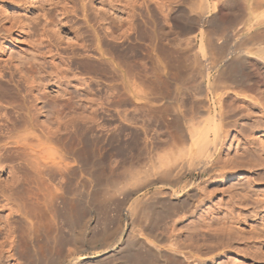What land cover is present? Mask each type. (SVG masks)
Wrapping results in <instances>:
<instances>
[{"label": "rangeland", "instance_id": "374dc122", "mask_svg": "<svg viewBox=\"0 0 264 264\" xmlns=\"http://www.w3.org/2000/svg\"><path fill=\"white\" fill-rule=\"evenodd\" d=\"M251 1L0 0L5 29L13 26L12 31L19 34L22 30L19 39L15 33L13 39L2 38L0 32V68L7 67L1 86H13L14 82H8V67L13 62H21L31 54H44L41 32L51 35L55 52L58 48L63 56H70L68 96L72 98L69 97L66 108L68 116L62 121L70 122L74 146L78 147L82 134L88 145L85 188L77 189L74 183L67 193L76 212L75 221L77 215L88 218L98 233L118 228L119 232L110 240L116 248L131 238L157 233L163 238V255L174 264H264V61L259 52L264 50V0ZM249 2L258 9L250 11L253 20L249 23L260 21L252 28L246 22L250 17ZM203 3L209 5L204 7L209 9L205 13ZM191 16L200 22H192ZM202 25L204 34L200 31ZM190 34H197V46L203 41L206 63H213L209 74L215 88L213 94L197 89V66L177 52L186 47L185 37ZM58 35L63 37L62 42L71 43L78 42L81 35L89 48L81 50L82 45L74 44L72 50H64L68 45L58 47ZM5 40L8 47H3ZM32 46L39 50L32 51ZM99 46L109 65L115 63L113 72L101 70ZM242 53L252 56L248 66L257 79L250 83L244 82L248 72L238 59ZM227 59L240 63L228 70L223 62ZM56 60L60 65V59ZM131 62L153 64L164 70L160 71V82L151 77L142 83L141 100H137L135 92L131 93ZM15 77L19 79V75ZM40 83V118L45 121L52 104L63 110V98L67 95L63 94L65 84L60 81L43 77ZM220 109L224 110V137L213 151L212 169L200 173L191 154L185 153L189 146L187 136L204 115L201 111L213 116ZM9 123L12 124L9 121L6 126ZM7 128L3 134L0 131V145L5 144L9 135L6 133L13 132ZM136 133L142 146L139 158L134 157ZM92 149H97L99 156L91 155ZM8 155H2V159ZM175 155L184 179L194 181L197 188L191 202L178 205L169 214L162 213V208L154 209L151 203L145 208L134 204L142 194L136 192L133 175H144L148 167L156 174L160 161ZM7 162L0 161V186L10 177L9 170L2 167ZM114 184L122 190L116 191ZM160 195L177 198L169 189ZM9 212L0 210L1 217ZM58 216L66 232L69 228L63 212ZM70 245L63 237L55 240L46 236L30 250L28 264H71L72 260L64 259L65 248H71ZM102 245L103 242L87 243L84 254L99 258L92 251ZM138 251L147 258L144 248ZM171 252L178 256L173 257ZM122 255L101 264H126L122 259L129 256ZM152 263L144 259V264Z\"/></svg>", "mask_w": 264, "mask_h": 264}, {"label": "bare ground", "instance_id": "6f19581e", "mask_svg": "<svg viewBox=\"0 0 264 264\" xmlns=\"http://www.w3.org/2000/svg\"><path fill=\"white\" fill-rule=\"evenodd\" d=\"M203 4L202 10L205 13L207 9L204 7H208L209 5L207 3L206 5L205 3ZM0 5L2 6L3 4ZM250 5L249 2V12L256 6L254 4L255 6L252 8ZM3 10L4 7H0V32H3L2 38L13 39L15 33L16 38L19 39L22 30L21 34H19L12 31L13 26L12 28L5 29L6 24L3 18L4 15H2ZM252 13L250 12V17L246 19L249 28L254 27L255 24L259 25L258 23L260 22L254 25L249 23L253 20L251 17ZM189 19L192 22L194 21V23H198L199 21V18L197 19L192 16ZM258 19L256 17V20ZM200 31L204 34L203 25L200 27ZM95 36L99 37L98 33L96 35L95 32ZM62 38V36L58 35V39L61 41H59V45L57 44V46L59 47L62 44L68 45V47H64V50L69 47L72 50L74 44L82 45L81 50L89 48L84 40L85 38H82L81 35L78 36V42L76 43L62 42ZM197 38V34L186 36V47L177 49V52L185 57L191 65L197 66L199 73L197 89L213 94L215 88L213 87V81L209 78L210 69H213V63L212 61L211 64L206 63V51L203 41L200 46H197ZM41 43L45 44L42 56L31 54L21 59V62H13L12 66L8 67L11 75L8 82H14L13 86L11 83V85H0V103L5 101L4 104L1 103L3 107L1 106L0 110V131L2 133L8 127L9 129L7 128V130L14 132L12 134L6 133L9 135L7 139L5 138V144L2 143L0 145V161H8L2 167L7 168L10 174L5 184L0 186V210H10L9 214L4 218L0 214V235H3V241L0 242V264H28L30 250L36 248L41 239L46 236H51L55 240L58 237H63V240L70 241L71 245L69 247L71 248H65L64 259L68 258L72 260L71 264H101L109 259L114 260L118 256L120 258L123 256L122 254L129 256V258L122 257V261L126 264H144V259L149 263L174 264L163 255L164 251L160 246L163 238L157 233L148 235V237L146 236L147 238L130 237L131 239L124 246L116 248V243L110 244V240L117 235V232H119L118 228L111 231L103 229L104 231L98 233L94 230L96 227L90 226L88 218L77 215V221H75L76 212L74 214V209H72L68 201L70 197L67 193L74 183L77 189L83 191L85 188L88 180L85 172L88 163L86 158L88 145L85 135L82 134L81 136L79 135L80 138L78 137V147L74 146L70 122L68 120L62 121L63 118H67L68 116L66 108H69V97L72 98V95L68 96L69 90H71V79L69 76L70 56H63L58 48L55 52L51 35L46 32H41ZM3 47H8L6 40L3 42ZM98 49L101 55L99 60L101 70L104 72H110L112 68L115 70V63L112 61L109 65L103 58L105 51L101 46ZM31 50L36 52L39 48L32 46ZM73 51V53H76L74 48ZM259 52L263 55L260 60L264 61V50ZM251 57L247 53H242L238 58L245 65L244 68L248 72V76L244 80L245 83H250L257 79L253 76L254 74L248 66ZM56 58L60 59V65H57ZM239 61L223 60L227 69L232 68L234 65H239ZM131 64L132 62L130 66L134 79V90H131V93L135 92L137 100H141V93L143 92L142 83L144 81L148 82L152 79L151 77H154L156 82H160V78L163 76L160 71L164 70L157 68L153 64ZM6 68H0V80L5 78L7 74ZM48 68H51V70H47ZM231 70L230 72L233 71ZM16 74L19 75V79H16ZM231 74L235 76L236 70ZM43 77L49 78L50 81L56 80L64 83L65 93L63 92V94L67 95L66 98L65 96L63 98L65 100L62 111L57 109L56 103L52 104V106L50 104L52 108L49 110L48 118L45 116V121H42L40 118L43 113L41 111L43 107L39 106V101L43 99L40 93V84H42L40 80ZM53 83L51 84L52 87ZM44 93L45 90L42 96H45ZM3 98L6 100L3 101ZM218 101L221 102L220 97H218ZM5 103L10 108L6 107ZM139 103L137 104L139 105ZM4 107L6 108L4 109ZM223 111V109H220L213 116H209L207 111H201L204 115L200 122L197 125L195 124L196 126L193 127L190 135H186L189 146L185 153L191 154L192 163H194L195 169H198L200 173L212 169L213 151L218 148L219 143L224 137V130L221 129ZM9 121L12 122L11 125L13 127L11 128L13 130L10 128V123L9 126H6V123ZM56 123L58 126H54ZM190 127L188 130H191ZM5 132L7 131L5 130ZM111 144L113 146L115 143L111 142ZM97 151V149H92L91 155L96 157L98 155ZM8 153V158L2 159V155H7ZM141 155L142 146L139 134L136 133L134 157L139 158ZM93 156L92 158H94ZM115 170V167H113L112 171L114 172ZM184 177V172L180 170L177 163L176 155L174 158L167 157L164 160L162 159L157 167L156 174H153L152 169L150 170L149 167L144 175L136 173L132 179L137 186L136 192H141L142 196L137 197L134 204L145 208L147 207L146 204L151 203L154 209L162 208V213H172L178 205L182 206L191 202L195 195L194 193L197 192L194 181L191 179L185 180ZM113 186L118 192L121 189V186L115 184ZM164 189H169L172 194L177 195V198L172 199L161 196L160 193ZM60 212L64 214L66 219L65 225L69 228L67 230L69 232L64 231V224L58 218ZM97 242H103V247L95 246L92 253H95L96 257L99 256V258H88L84 254V251L87 250L85 249V245L87 243L96 244ZM140 247L147 251V258L137 254ZM171 254L173 257L178 256L176 252H171Z\"/></svg>", "mask_w": 264, "mask_h": 264}]
</instances>
